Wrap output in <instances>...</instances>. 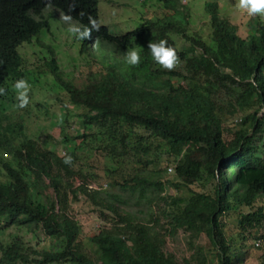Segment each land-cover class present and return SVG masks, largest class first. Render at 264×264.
Here are the masks:
<instances>
[{
  "label": "trees",
  "instance_id": "16d2710c",
  "mask_svg": "<svg viewBox=\"0 0 264 264\" xmlns=\"http://www.w3.org/2000/svg\"><path fill=\"white\" fill-rule=\"evenodd\" d=\"M162 1L176 13L112 34L100 23L98 0H0V87L5 90L0 150L13 158L0 159L6 177L2 181L0 175V235L16 230L9 240H0V264H236L238 247H247V240L262 251L259 264H264V17L234 22L223 15L220 0H209L211 32L200 38L189 34L185 9L180 10L185 22L175 17L182 3ZM57 13L78 24L91 16L99 24L90 41L70 46L78 52L70 53L72 60L83 59L87 68L78 75L65 72L55 49L41 38ZM161 39L182 69H164L151 59L147 45ZM23 44H39L51 56L34 51L42 62L37 75ZM130 48L139 49L136 66L123 63ZM20 78L29 84L31 102L40 88V107L47 109L50 93L62 112L76 110L79 142L28 135L24 116L5 102ZM47 82L61 92L45 89ZM93 127L105 137L97 160L106 151L114 160L132 155L151 165L165 152L164 169L148 175L124 172L122 182L113 177L117 182L110 184L137 194L138 205L146 202L144 216L128 209L121 194L90 186L96 178L76 168L86 147L81 142L90 136L98 140ZM65 156H71L70 163L63 162ZM170 165L168 178L164 171ZM80 201L92 204L100 222L89 236L75 212ZM234 214L230 234L226 217ZM179 232L188 238L189 257L167 248ZM42 235L50 246L39 247Z\"/></svg>",
  "mask_w": 264,
  "mask_h": 264
},
{
  "label": "rangeland",
  "instance_id": "374dc122",
  "mask_svg": "<svg viewBox=\"0 0 264 264\" xmlns=\"http://www.w3.org/2000/svg\"><path fill=\"white\" fill-rule=\"evenodd\" d=\"M183 5L179 7V12L175 14V17L179 21L185 22V18L180 12L181 9H185L188 12V21H189V34L193 36L207 37L211 32L210 21L207 13L205 12V2L209 0H177ZM215 1V0H211ZM222 4L226 7L223 15L228 16L234 22H243L245 19H249L248 14L244 10L237 9L236 5L238 0H220ZM99 2V16L100 23L105 25L112 34H121L127 31L134 30L136 28L146 25V19H159L164 18L166 14H174L176 11L174 9H165V2L162 0H98ZM63 15L57 13L54 17L50 18V30L42 33V40L55 49L57 52V58L59 64L64 69L65 72H76L78 75L79 70H87L86 67L82 66L83 59L80 61H73L71 54L78 55L77 47H71L72 45H81L80 41L74 39V37L67 31L68 23H74L73 21L65 22L61 19ZM239 31L241 34L246 35V31L240 26ZM172 37L176 42L180 40V45H184V40L178 37V34L172 33ZM87 41H90L89 38ZM27 45V44H26ZM23 44L21 47L24 48L26 52V57L29 58V67L35 75L38 73L37 63L41 64L35 56H33L34 51L38 53L43 58H51L50 54L47 52L46 48H42L39 44L33 45L31 47ZM26 46V47H25ZM20 47V48H21ZM70 48V49H68ZM21 49V50H22ZM42 50V51H41ZM45 50V51H43ZM71 53V54H70ZM81 55V54H80ZM79 57V56H78ZM85 59V58H84ZM86 60V59H85ZM39 61V62H38ZM41 62V63H40ZM81 66V67H80ZM182 64L175 62V65L172 69H182ZM36 78V77H35ZM38 80V79H36ZM77 81V80H76ZM52 85V86H51ZM46 88L55 89L58 93L61 91L58 90L53 84L47 82L43 84ZM48 91V90H47ZM49 92V91H48ZM29 94L32 93L29 91ZM55 96V95H54ZM44 94L42 95L40 88L34 93L35 102L29 100L28 104L24 108H17V100L15 98V92L6 100L10 105L9 110L16 115H23L24 122L26 124L25 128L28 135L35 137L39 141L49 140L53 142H62L66 140L67 142H73L75 139L77 142L80 139H77L76 136L79 131L78 116H76V110L69 107L66 113L62 112L59 107L61 104L57 98H53V95L49 93V100L46 106L48 109L40 107L39 101H44ZM31 111V114L26 115ZM46 111V112H44ZM96 127L91 128L92 131H96ZM92 131L87 130L88 133ZM98 140L94 143V137L90 136L86 138L85 142H81V146H86L81 152L80 161L77 163L76 168L83 170L84 173L94 176L96 179L92 182H89L90 186L101 187L110 190L111 192L119 193L123 198L128 200V209L133 211V213L138 214L139 216H144L148 207L146 202H142L140 205L137 204L138 198L137 194L131 195L128 190H123L118 185L112 187L114 181L113 177L120 179L121 175L125 174L124 172H143L144 174H150L152 170L157 168H165L166 155L165 152L161 153L162 161L159 163H154L151 165H145L144 163L138 162V158L133 157L132 155H127L124 158L119 160H114L111 158L106 151H104L105 156H102L101 161L97 160L94 156L97 150L100 149V143L103 144L105 137L102 134L101 129H97ZM101 144V146H103ZM93 146V148L91 147ZM80 154V152H79ZM3 158L4 162L13 160L12 156L7 153H3L0 150V159ZM95 166L91 164L93 160ZM0 160V172L2 171V164ZM173 165L167 167V170L164 171V175L168 178H171L173 170ZM162 169V170H163ZM116 170V173L113 171ZM1 180L6 181V177L3 175V172L0 173ZM80 181V180H78ZM117 184V183H116ZM75 212L77 213V218L83 227V235L89 236L95 232L97 226L100 225L99 220H97L96 214L93 213L92 204L87 201H80L74 204ZM235 214L233 216L229 215L226 217L228 221V232L231 234L235 226ZM231 230V231H230ZM16 231L14 228L7 229L6 233L3 236L0 235V240L7 241L10 239V234ZM20 234H24L22 230L19 231ZM27 238H31V234L26 233ZM204 242V241H203ZM248 246L238 247L239 249V260L236 264H259L261 250L255 249L252 244V240L246 241ZM36 243V241H34ZM39 247H47L51 245V240L44 235L41 236V241H39ZM167 248L170 251H173L179 257H189L191 254L190 244L188 238L182 232H179L175 237L168 240ZM209 249V247L207 248Z\"/></svg>",
  "mask_w": 264,
  "mask_h": 264
},
{
  "label": "clouds",
  "instance_id": "9594fccd",
  "mask_svg": "<svg viewBox=\"0 0 264 264\" xmlns=\"http://www.w3.org/2000/svg\"><path fill=\"white\" fill-rule=\"evenodd\" d=\"M236 7L239 10L246 11L248 16L259 15L264 17V0H238ZM61 19L65 22L70 21V17L64 15ZM98 27L99 24L97 21L89 16L87 24L68 23L67 31L74 37V39L82 41L88 38L90 32L97 30ZM147 49L151 59L156 64L169 70L174 67L176 62L175 51L173 48L166 46V41L164 39H161L158 42H149ZM140 59L139 49L137 48L126 49V51L123 52V63L127 66H136L140 62ZM11 87L15 92V98L17 100L15 107L24 108L29 102V84L25 81V79L20 78L17 79ZM4 91V88L0 87V95H3ZM70 161L71 156H65L63 162L67 164L70 163Z\"/></svg>",
  "mask_w": 264,
  "mask_h": 264
},
{
  "label": "built area",
  "instance_id": "2783aa9c",
  "mask_svg": "<svg viewBox=\"0 0 264 264\" xmlns=\"http://www.w3.org/2000/svg\"><path fill=\"white\" fill-rule=\"evenodd\" d=\"M170 169L172 170V167Z\"/></svg>",
  "mask_w": 264,
  "mask_h": 264
}]
</instances>
